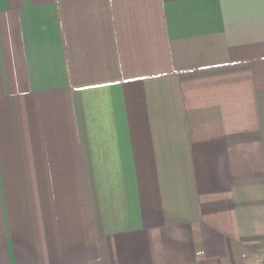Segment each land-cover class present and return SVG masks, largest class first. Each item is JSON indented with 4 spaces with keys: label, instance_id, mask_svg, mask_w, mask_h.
Masks as SVG:
<instances>
[{
    "label": "crops",
    "instance_id": "0c3cea01",
    "mask_svg": "<svg viewBox=\"0 0 264 264\" xmlns=\"http://www.w3.org/2000/svg\"><path fill=\"white\" fill-rule=\"evenodd\" d=\"M264 260V0H0V264Z\"/></svg>",
    "mask_w": 264,
    "mask_h": 264
},
{
    "label": "built area",
    "instance_id": "2783aa9c",
    "mask_svg": "<svg viewBox=\"0 0 264 264\" xmlns=\"http://www.w3.org/2000/svg\"><path fill=\"white\" fill-rule=\"evenodd\" d=\"M259 264H264V260H260L259 261Z\"/></svg>",
    "mask_w": 264,
    "mask_h": 264
}]
</instances>
